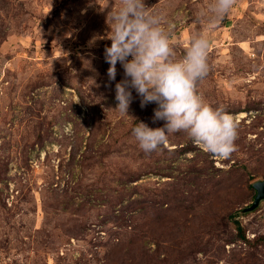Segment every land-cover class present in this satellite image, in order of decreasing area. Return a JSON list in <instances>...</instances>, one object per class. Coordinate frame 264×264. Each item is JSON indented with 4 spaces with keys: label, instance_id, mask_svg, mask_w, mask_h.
<instances>
[{
    "label": "rangeland",
    "instance_id": "rangeland-1",
    "mask_svg": "<svg viewBox=\"0 0 264 264\" xmlns=\"http://www.w3.org/2000/svg\"><path fill=\"white\" fill-rule=\"evenodd\" d=\"M145 3L163 26L176 25L171 40L177 59L193 35L209 38L208 71L197 90L211 106L235 117L238 151L229 161L206 160L202 153L189 161L195 151L176 152L193 143L183 132L170 135L155 151L139 147L132 134L136 124L155 128L164 122H153L157 105L141 108L134 90L129 115L112 110L124 69L118 63L116 79L110 81L104 50L111 45L107 17L120 0H0V264H102L112 225L106 218L122 188L114 179L123 181L130 169L142 173L137 182L144 203L150 204L161 198L167 182L182 183L201 168L198 182L209 185L213 175L212 184H220L215 189L223 187L213 195L212 207L228 205L248 237L264 233V198L244 211L255 198L249 185L264 179V152L254 153L264 149V0H234L215 23L210 21L214 0ZM93 37L105 38L93 43ZM85 153L87 162L80 163ZM212 158L215 167L208 169ZM162 169L173 176H162L157 172ZM50 186L67 189L68 195L58 208L45 209ZM227 189L229 195L237 190L231 209ZM170 208L169 214L180 212L175 203ZM150 213L141 217L147 235ZM180 219L190 232L203 230L198 216L180 214ZM82 226L86 230L79 232ZM215 226L218 222L211 221L201 236L186 240L188 250L211 242L207 255L193 252L186 264H210L208 256L219 244L214 235H223Z\"/></svg>",
    "mask_w": 264,
    "mask_h": 264
},
{
    "label": "clouds",
    "instance_id": "clouds-1",
    "mask_svg": "<svg viewBox=\"0 0 264 264\" xmlns=\"http://www.w3.org/2000/svg\"><path fill=\"white\" fill-rule=\"evenodd\" d=\"M234 0H214L210 21L222 19ZM110 20V22H109ZM111 29L106 38L111 41L104 50L110 65L108 77L115 81L117 64L124 69V78L115 84V110L129 115L135 97L141 108L155 103L153 122L163 121L160 127H149L139 121L132 134L145 152L166 145L170 135L183 132L202 151L215 158L227 159L235 151L238 124L225 109L214 108L197 90V83L208 71L209 38L195 34L182 58H176L171 33L176 25L163 26L162 18L154 15L145 0H120V7L107 17ZM105 37H93L96 39Z\"/></svg>",
    "mask_w": 264,
    "mask_h": 264
},
{
    "label": "trees",
    "instance_id": "trees-1",
    "mask_svg": "<svg viewBox=\"0 0 264 264\" xmlns=\"http://www.w3.org/2000/svg\"><path fill=\"white\" fill-rule=\"evenodd\" d=\"M197 148L196 145L190 142V144L181 147L176 152L178 155H183L188 151H195L193 156L188 159L193 162L196 161L200 153L206 160L212 156ZM236 151L238 149H235ZM235 152L226 161H229L235 155ZM263 152L264 149L254 150L255 154ZM75 157L76 152L74 151L73 161H75ZM87 157L85 153L79 160L80 163L87 162ZM234 164H236V161L231 165V170L235 169L236 165ZM210 167H215L213 158L210 159V166L207 168L210 169ZM201 170L199 168L197 174L194 173L188 176L187 180L182 183L167 182L169 187H166V190L162 192L161 198H152L150 204L144 203L141 192L142 185L137 182L142 178L140 171L130 169L123 181H120L119 178L114 179L122 188L121 191L119 189V199L112 205L110 215L106 218V221H110L112 225L107 228L108 239L104 242L108 247V251L103 257L102 264H186L193 252L194 254L195 252L208 254L211 242L208 241L207 244L205 243L204 246H200L195 250H188L186 240L190 236L192 238L201 236L203 232L208 230L211 221L218 222V226L215 227L219 228L220 226L223 235H214L219 244L217 250L212 251V255L208 256L209 261H211L210 264H218L222 260V264H264V251L262 250V247H264V233H258L250 238L247 236V228L242 225L240 220L235 219L237 213L230 212L227 209L228 205H226V208L215 210L212 207L215 200L213 195L218 192L220 194L221 191L219 190H222L223 187L215 189L220 187V184H212L213 175H209V185L198 182ZM157 172H160L162 176H173L172 171L162 169ZM184 178L186 177L184 176ZM51 185H53V182ZM249 187L252 189V196H255L256 190L253 184H250ZM231 191L230 189L225 190L227 194L225 202L229 204L230 209L232 208L231 205H237L232 200V195L237 193V190L235 189L234 193L229 195ZM66 195H68L67 189L60 191L59 188L50 186L47 192V198L49 199L47 202L45 195V209L48 206L58 208ZM73 196L71 195V198H68L67 201L71 202ZM50 200L55 201V203L52 204ZM171 203H175L180 211L176 215L169 214V210H172L170 208ZM119 204H123V207L117 209ZM165 204L168 205L165 206ZM153 209L154 211L150 213ZM148 213L151 214V218H149L151 228H149V234L147 235L142 227L141 217L143 214L148 215ZM180 214L186 217L192 214L201 218L199 227L201 228L202 224L203 230L197 229L190 232L187 229L186 222L180 219ZM230 227H232V231H229ZM79 230V232H83L86 227L82 226ZM144 236H149V239H145ZM153 241L157 245L155 249L150 246ZM101 242L103 241L94 243V245L101 244ZM228 245H230L229 249L227 248Z\"/></svg>",
    "mask_w": 264,
    "mask_h": 264
},
{
    "label": "water",
    "instance_id": "water-1",
    "mask_svg": "<svg viewBox=\"0 0 264 264\" xmlns=\"http://www.w3.org/2000/svg\"><path fill=\"white\" fill-rule=\"evenodd\" d=\"M253 186L256 190L254 201L252 205L246 207L244 211L254 210L260 204V201L264 198V179L256 181L255 183H253Z\"/></svg>",
    "mask_w": 264,
    "mask_h": 264
},
{
    "label": "bare ground",
    "instance_id": "bare-ground-1",
    "mask_svg": "<svg viewBox=\"0 0 264 264\" xmlns=\"http://www.w3.org/2000/svg\"><path fill=\"white\" fill-rule=\"evenodd\" d=\"M241 115H245V112H241Z\"/></svg>",
    "mask_w": 264,
    "mask_h": 264
}]
</instances>
